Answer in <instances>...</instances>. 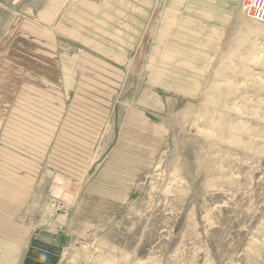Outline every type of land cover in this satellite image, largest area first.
I'll use <instances>...</instances> for the list:
<instances>
[{"label": "rangeland", "instance_id": "rangeland-1", "mask_svg": "<svg viewBox=\"0 0 264 264\" xmlns=\"http://www.w3.org/2000/svg\"><path fill=\"white\" fill-rule=\"evenodd\" d=\"M199 1L213 7L206 16L179 22L186 0L162 23L174 9L155 0L127 61L105 76L120 81L82 178L22 151L4 168L0 152V264H264V24L241 0ZM76 2L93 19L107 0ZM24 9L0 5V69ZM84 20L63 39L60 22L30 24L52 34L73 78L86 54L110 63L80 34L102 36L106 24ZM79 210L91 224L77 234Z\"/></svg>", "mask_w": 264, "mask_h": 264}, {"label": "crops", "instance_id": "crops-1", "mask_svg": "<svg viewBox=\"0 0 264 264\" xmlns=\"http://www.w3.org/2000/svg\"><path fill=\"white\" fill-rule=\"evenodd\" d=\"M185 1L167 0L165 10L173 8L174 12L171 9L173 14L164 16L162 23L168 19L176 23L178 6L185 5ZM154 2L155 0H107L106 9L99 10V14L91 19L90 16L85 18L83 13L85 4L76 0H0V5L4 7L27 8L28 11L24 9V13L27 12L26 15L30 17L14 14L15 17L11 19L13 28L15 24L22 28L14 32L11 30V37L17 38L12 41L15 52L11 53V62L2 64L3 68L0 69V109H3L0 110V152L7 154L1 158L4 168L11 165V161L14 165V154L22 151L27 156L43 160L48 168H56L61 174L63 172L75 180L84 176L85 168L91 161L92 146L98 140L99 122L106 117L105 108L102 107L110 96L108 88L120 81L116 77L112 79L105 76L110 72L118 74V65L127 61V55L132 51L135 39L148 20ZM209 5L199 0H189L185 8L189 17L179 16V22L195 19L201 15V11L204 15L208 14L213 8ZM194 7L199 10L198 14H193ZM66 9H70L68 14H62ZM84 19L106 24V31L102 36H96L97 38L95 35L88 38L85 32L80 34L83 40L92 44L93 50L107 56L110 63L106 65L97 57L86 54L75 63V71L81 73L80 78H73L74 72L67 63L61 58L58 60L57 56L54 59L52 34L34 29L30 24L60 22L56 38L63 39L67 38L69 23H82ZM165 28V31H170L169 27ZM157 29L159 36L164 28L161 25ZM172 30L174 32L175 28ZM185 33L187 32L184 31V35ZM21 39L26 41L20 43ZM29 39L34 41H27ZM88 39L94 40V43ZM16 49L20 52L17 53ZM28 51H31V57L26 56ZM110 54L117 55L121 61H114ZM122 59L126 61L122 63ZM23 164L32 165L30 161ZM82 213L83 210L77 212L76 218L79 221L74 220V226L71 227L77 234L83 233L91 224L79 218Z\"/></svg>", "mask_w": 264, "mask_h": 264}, {"label": "built area", "instance_id": "built-area-1", "mask_svg": "<svg viewBox=\"0 0 264 264\" xmlns=\"http://www.w3.org/2000/svg\"><path fill=\"white\" fill-rule=\"evenodd\" d=\"M239 6L245 17L264 24V0H241Z\"/></svg>", "mask_w": 264, "mask_h": 264}, {"label": "bare ground", "instance_id": "bare-ground-1", "mask_svg": "<svg viewBox=\"0 0 264 264\" xmlns=\"http://www.w3.org/2000/svg\"><path fill=\"white\" fill-rule=\"evenodd\" d=\"M59 178H60V177H59ZM60 179H61V178H60ZM60 179H59V180H60ZM59 180H58V179H56V181H58V182H61V181H59Z\"/></svg>", "mask_w": 264, "mask_h": 264}]
</instances>
